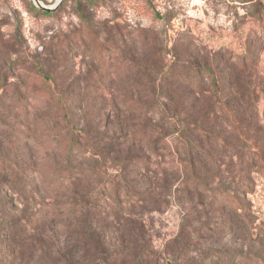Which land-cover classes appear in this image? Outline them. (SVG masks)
Instances as JSON below:
<instances>
[{
  "label": "trees",
  "instance_id": "obj_1",
  "mask_svg": "<svg viewBox=\"0 0 264 264\" xmlns=\"http://www.w3.org/2000/svg\"><path fill=\"white\" fill-rule=\"evenodd\" d=\"M78 6L85 20L80 0ZM21 47L18 41L3 53L9 63L0 72L3 94L14 90L9 80L22 71ZM249 56L239 48V59ZM34 64L31 80L43 97L0 95V128L20 150L34 134L45 136L38 146L57 158L53 182L65 187L71 208L87 212L71 225L73 241L53 256L39 189L24 181L29 164L1 162L0 264H158L134 217L116 218L118 240L107 243L97 217L111 203L97 201L99 192L144 210L162 211L172 198L183 206L168 264H264V228L258 231L251 198L255 174L264 171V123L246 114L242 97H222L226 86L206 64L192 63L184 81L178 74L177 80L144 84V97H96L95 103L65 97L59 78Z\"/></svg>",
  "mask_w": 264,
  "mask_h": 264
},
{
  "label": "rangeland",
  "instance_id": "obj_2",
  "mask_svg": "<svg viewBox=\"0 0 264 264\" xmlns=\"http://www.w3.org/2000/svg\"><path fill=\"white\" fill-rule=\"evenodd\" d=\"M41 1L54 6L59 0ZM78 1L62 0L53 14L46 15L33 0H0V72L9 65L3 53L18 41L22 44L18 55L22 71L19 78L9 80L16 82L14 90L3 94L1 89V97H43L31 80L34 63L59 78L67 90L65 97H89L95 103L96 97H144L142 86L152 80L165 83V77L173 81L179 74L183 78L178 80L184 81L185 71L196 62L206 64L226 86L222 97H242L246 114L264 123V0H80L85 20ZM114 48L119 54L112 57ZM239 48H246L250 58L239 59ZM160 53L166 67L158 60ZM134 86L139 90L130 92ZM36 136L20 150L16 138L6 139L0 128V163L29 164L24 181L37 184L54 256L55 250L65 251L73 241L71 225L87 208L70 207L65 187L53 182L57 158L38 146L46 137ZM255 176L251 198L259 231L264 228V171ZM93 197L103 205L111 203L97 217L108 244L118 240L112 222L131 216L143 224L158 264H168L167 249L183 216L176 199L158 211L131 207L125 197L117 202L114 195L102 192ZM226 240L236 242L228 236Z\"/></svg>",
  "mask_w": 264,
  "mask_h": 264
},
{
  "label": "water",
  "instance_id": "obj_3",
  "mask_svg": "<svg viewBox=\"0 0 264 264\" xmlns=\"http://www.w3.org/2000/svg\"><path fill=\"white\" fill-rule=\"evenodd\" d=\"M33 1L38 7L44 10H54L58 7V5L62 0L57 1V3L54 6H46L41 0H33Z\"/></svg>",
  "mask_w": 264,
  "mask_h": 264
}]
</instances>
